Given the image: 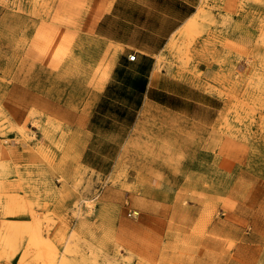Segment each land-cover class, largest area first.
<instances>
[{"label":"crops","instance_id":"crops-1","mask_svg":"<svg viewBox=\"0 0 264 264\" xmlns=\"http://www.w3.org/2000/svg\"><path fill=\"white\" fill-rule=\"evenodd\" d=\"M199 8L200 0H64L58 14L78 13V24L57 26L55 8L47 22L32 16L30 47L24 44L29 37L19 32L8 40L9 13H0V101L15 115L31 110L61 123L55 126L65 132L56 138L63 152L48 145L55 160L64 162V171L71 169L74 151L75 162L99 176L142 180L144 185L131 190L104 185L99 197L106 204L137 207L131 201L143 195L145 222L158 227L173 251L167 256L191 259V264H227L234 254L229 243L242 241L247 231L242 226L253 216L248 205L231 186L221 192L183 180L188 172L214 178L210 163L217 159L224 168L231 165L225 139L223 156L216 157L221 99L164 60ZM34 131L40 141V130ZM17 150L22 152L23 145ZM168 194L175 195L172 201ZM3 226L0 217V235Z\"/></svg>","mask_w":264,"mask_h":264},{"label":"rangeland","instance_id":"rangeland-1","mask_svg":"<svg viewBox=\"0 0 264 264\" xmlns=\"http://www.w3.org/2000/svg\"><path fill=\"white\" fill-rule=\"evenodd\" d=\"M63 3L0 0V13H9L5 18L8 40L19 32L29 37L24 44L30 47L32 16L47 22L48 11L54 8L57 16L52 21L57 26L65 21L77 25L74 15L78 13L71 18L58 14ZM167 53L164 60L221 99L216 139L222 140L216 157L223 156L224 139L230 149V167L224 168L218 159L210 163L214 178L188 172L183 180L188 186L212 185L221 192L232 187L253 216L242 226L247 230L242 241L229 243L234 254L225 262L264 264V0H200L199 14L172 40ZM55 123L61 125L31 110L15 115L0 101V217L4 221L0 264H191V259L167 256L173 251L166 247L158 227L145 222L143 195L132 199L137 207L130 202L106 204L99 197L104 185L131 190L133 185H144L142 180L99 176L75 162L74 151L72 167L64 171V162L55 160L56 153L52 155L48 145L63 152L56 138L58 132L62 138L65 132L57 130ZM34 129L40 130V141ZM18 145H23L22 152ZM206 167L201 162V168ZM165 196L170 201L175 197ZM130 210L139 215L129 216Z\"/></svg>","mask_w":264,"mask_h":264},{"label":"built area","instance_id":"built-area-1","mask_svg":"<svg viewBox=\"0 0 264 264\" xmlns=\"http://www.w3.org/2000/svg\"><path fill=\"white\" fill-rule=\"evenodd\" d=\"M135 58H136V53L135 52L133 54L129 55V59L130 60H135ZM128 215L131 216V217H136V216L139 215V211H137V210H130L128 212Z\"/></svg>","mask_w":264,"mask_h":264}]
</instances>
